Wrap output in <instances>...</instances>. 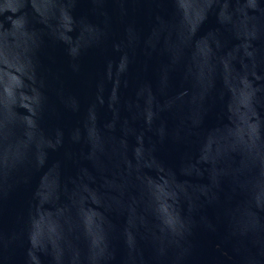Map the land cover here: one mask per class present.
<instances>
[{
  "label": "water",
  "instance_id": "95a60500",
  "mask_svg": "<svg viewBox=\"0 0 264 264\" xmlns=\"http://www.w3.org/2000/svg\"><path fill=\"white\" fill-rule=\"evenodd\" d=\"M0 264H264V0H0Z\"/></svg>",
  "mask_w": 264,
  "mask_h": 264
}]
</instances>
